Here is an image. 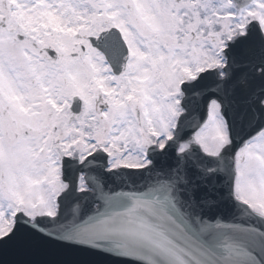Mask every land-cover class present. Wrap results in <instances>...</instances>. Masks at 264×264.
<instances>
[{"label": "snow or ice", "instance_id": "1", "mask_svg": "<svg viewBox=\"0 0 264 264\" xmlns=\"http://www.w3.org/2000/svg\"><path fill=\"white\" fill-rule=\"evenodd\" d=\"M0 264H264V0H0Z\"/></svg>", "mask_w": 264, "mask_h": 264}]
</instances>
